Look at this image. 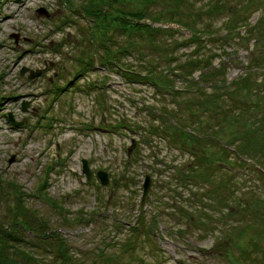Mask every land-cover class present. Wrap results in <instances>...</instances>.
I'll return each mask as SVG.
<instances>
[{"label":"rangeland","instance_id":"rangeland-1","mask_svg":"<svg viewBox=\"0 0 264 264\" xmlns=\"http://www.w3.org/2000/svg\"><path fill=\"white\" fill-rule=\"evenodd\" d=\"M61 1L5 0L2 4L0 176L13 180L22 188L27 195L25 206L37 217L47 220L51 229L56 230L73 251L85 254L84 261L88 264H91L92 249L109 254L120 253L122 249L118 246L123 243L125 247V243L130 242L128 228L133 226L136 217L143 220V229H147L154 213L159 214L156 230L148 231L147 235L140 231L143 237L136 241L134 239L132 244L133 248L137 244L133 257L136 260L141 258L144 264H175L176 261L183 264H264V211L260 214L258 210L257 215L253 216L242 211L246 202L264 200V178L260 177V180L256 164L247 170L225 168V172L234 175L233 178L227 173L216 172L213 175L215 181L223 179L225 184L229 179L232 181L236 201L230 205L236 208V214L232 218H222V228L217 227V224L212 232L199 234L191 231L188 222L180 219V216H174V211L181 209L189 213L196 210L197 214L210 212L205 206L206 200L201 207L194 195L186 197L189 191L200 192L201 186H191L192 182H188L186 187L178 185V173L183 175L195 162L184 152L169 150L160 138L142 142V131L132 127L145 118L139 112L140 104L157 107L158 96L153 95L152 86H128L118 75L95 64L93 71L73 78L75 59L84 50L90 30L85 32L88 22L75 12L76 5L84 0H69L68 6ZM39 8L48 14L47 18L35 13ZM263 14L258 10L246 22L253 26ZM213 19H202L201 25H208L211 31H218L219 40L224 35L223 23L227 15ZM142 22L151 27L176 30V37H188L187 31L173 24ZM243 32L240 29L232 37V34H227L224 40L221 38L223 42L207 43L206 39L200 38L205 42L203 52L214 54L213 69L223 65L226 83L244 75L248 59L255 58L258 51L264 55V37L260 36L264 32V21L261 28L253 30L249 36ZM91 39L94 42V38ZM191 49L179 51V56L187 55ZM125 61L135 67L133 57L125 58ZM22 67L31 71L39 69L41 72L37 77L27 79V72L22 76L18 74ZM262 73L264 70L261 68L255 71V81L262 80ZM198 74L196 72L191 81L203 88L204 93L210 94L208 84L201 81ZM173 83L175 87L184 86L179 81ZM64 84L66 88L53 99V90ZM88 84H92L93 90H86ZM97 92H103L107 107L100 112L95 103ZM183 96L181 99L176 98V101L182 103L190 99L191 94ZM164 102L167 108L180 111L170 101ZM21 103H26L25 111L20 109ZM7 114L11 115L14 122L21 124L12 126L7 121ZM261 117L263 111L247 114L244 119L251 121ZM182 118L189 122L185 114ZM202 118L205 119V114ZM140 127H143V123ZM233 130L232 125L225 139L230 137V132L233 134ZM213 131L217 132L215 128ZM237 145L236 140L225 147L228 157L235 162L237 158L232 148ZM216 149L222 152L220 144L212 150ZM10 159L11 162H8ZM81 160L86 161L91 173L88 180L81 173ZM48 168L46 193L47 197L57 202V208L36 197V188L45 179ZM97 171L107 174L108 183L105 186H100L95 178ZM145 176L149 179V188L140 201ZM202 187L205 189L206 186ZM225 211L220 210L221 215ZM92 212L93 223L88 227H77L70 223L64 226L61 221V217L70 221L80 213L88 215ZM241 226L246 229L238 240L234 239L235 244L240 246L235 247L226 234L236 235V229ZM255 233H259L257 237ZM28 236L25 233L23 237L28 240ZM250 238L256 241L258 249L245 257L242 249L245 244L248 245ZM111 242L116 243L112 250L109 248ZM105 246L107 248L103 249ZM44 256L49 263V257ZM242 257L246 259L244 263ZM130 261L131 255H127L121 264H129Z\"/></svg>","mask_w":264,"mask_h":264},{"label":"trees","instance_id":"trees-1","mask_svg":"<svg viewBox=\"0 0 264 264\" xmlns=\"http://www.w3.org/2000/svg\"><path fill=\"white\" fill-rule=\"evenodd\" d=\"M4 1L0 0V13ZM68 1L61 2L68 6ZM258 10L264 13V0H84L75 7V12L88 22L85 32L90 30V36H86V46L75 59L72 77L88 74L93 71L95 64L115 73L128 86H152V93L158 96L159 105L155 107L141 103L139 112L144 115L146 121L142 119L137 126L132 127L142 131V142L148 143L151 138H160L169 150L184 152L195 162L183 175L178 173V185L186 187L188 182H192L191 186H201L200 192L189 191L186 197L194 195L196 203L201 207L206 200L205 206L210 212L197 214L196 210L187 213L178 209L174 211V216L183 218L188 222V228L199 234L212 232L217 224V227L222 228L221 219L232 218L236 214V208L230 205L232 201H236L232 181L229 179L226 184L223 179L215 181L214 174H226L225 168L239 169L246 166L247 170L252 164H256L259 168V178H264V73L259 81H255L254 76L256 70H264V55L258 51L255 58L248 59L244 75L226 83L223 65L213 69L214 54L203 52L204 39L207 43L223 42L227 34H232V37L237 35L240 29L244 30L243 34L246 36L253 30L260 29L264 14L253 26L246 22L251 14ZM224 14L227 15L223 23L224 35L218 40V31H211L208 25L202 27L201 21L205 18L214 20L213 18ZM144 20L150 24H173L187 31L188 37H176V30L151 27L143 23ZM260 34L264 37V32ZM201 37L204 38L202 41ZM91 38H94V42ZM187 48H192L191 52L179 56V51ZM127 57L134 58L135 67L126 63ZM196 72L199 73L201 81L208 84L210 94L204 93L203 88L191 81ZM175 81L183 83L184 86L175 87ZM65 86L66 84L53 90V99L66 88ZM86 88L87 91L93 90L92 84L86 85ZM188 93L191 94L190 99L187 98L182 103L176 101V98L181 99ZM102 95L103 92H97L95 96L99 112L107 109ZM164 101L177 105L180 111L167 108ZM261 111L263 117L260 119H244L247 114ZM183 114L189 122L183 120ZM204 114L205 119L202 118ZM142 123L143 127H140ZM231 124L234 126L233 134L230 132V137L225 139ZM213 128L217 132H214ZM236 140L238 145L232 150L237 162L228 157L225 149ZM218 144L221 146V153L217 149L212 150L218 147ZM49 171L50 168L46 170L41 185L36 188V197L57 208V202L47 197L46 193V176ZM227 174L231 178L234 177ZM123 178L124 174L121 175V180ZM204 185L205 189L202 187ZM26 197L22 188L13 180L0 176V264H88L84 261L85 254L73 251L66 240L56 230L51 229L47 220L37 217L25 206ZM248 202L242 206L246 215L253 216L257 215L258 210L260 214L264 211L263 199ZM222 209L226 210L223 215L220 212ZM93 216V212L88 215L80 213L70 221L61 217V221L64 226H69L70 223L77 227H88L93 223ZM158 216L156 213L152 215L147 229H143V220L136 217L133 226L128 228L130 242L125 243V247L123 243L118 246L122 249L120 253L109 254L110 252L92 249L91 264H121L127 255H131L129 264H144L141 258L136 260L133 257L137 244L134 242L135 248L132 244L134 239L136 241L143 237L140 231L147 235L148 231L156 230ZM244 228L241 226L236 229V235L226 234L229 242L233 241L235 247H240L235 244L234 239L238 240L242 236ZM25 233L29 234L28 240L23 237ZM258 234L255 233V237ZM222 236L224 238V233ZM248 242L242 249L245 257H249L254 249H258L256 241L250 238ZM113 244L116 243L111 242L110 250L115 248ZM106 248L105 246L103 249ZM75 252L80 257L77 258L78 254ZM44 254L49 257V263L46 262ZM229 259L230 257L227 260ZM245 260L242 257L243 263Z\"/></svg>","mask_w":264,"mask_h":264},{"label":"water","instance_id":"water-1","mask_svg":"<svg viewBox=\"0 0 264 264\" xmlns=\"http://www.w3.org/2000/svg\"><path fill=\"white\" fill-rule=\"evenodd\" d=\"M35 13L38 15H43L45 18L48 17V14L46 12H44V10L42 8L36 9ZM25 72H27V79H32L34 77H37L40 74L41 70L36 69L34 71H31V70H28V69L22 67L19 69L18 74H19V76H22ZM25 108H26V103H21L20 109L22 111H25ZM7 120L12 126H16V125L21 124V122H14L10 114H7ZM11 160L12 159H10L8 162H11ZM80 164H81V173L83 174L85 180H88L91 173L88 169L86 161L81 160ZM95 177H96L100 186H105L108 183L107 174L105 172L97 171L95 173ZM148 188H149V179L147 176H145L144 180L142 182V185H141V197H140L141 201L146 196ZM176 264H182V263L178 261V262H176Z\"/></svg>","mask_w":264,"mask_h":264}]
</instances>
